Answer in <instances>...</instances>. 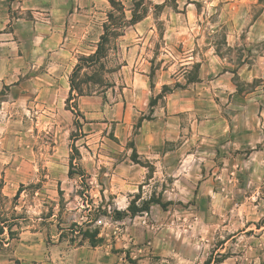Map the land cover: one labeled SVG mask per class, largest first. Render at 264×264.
Segmentation results:
<instances>
[{"label":"rangeland","instance_id":"374dc122","mask_svg":"<svg viewBox=\"0 0 264 264\" xmlns=\"http://www.w3.org/2000/svg\"><path fill=\"white\" fill-rule=\"evenodd\" d=\"M41 2L0 0V264L86 222L114 264H264V0H59L87 12L47 55Z\"/></svg>","mask_w":264,"mask_h":264},{"label":"crops","instance_id":"0c3cea01","mask_svg":"<svg viewBox=\"0 0 264 264\" xmlns=\"http://www.w3.org/2000/svg\"><path fill=\"white\" fill-rule=\"evenodd\" d=\"M41 5L43 7H33L32 4H28L25 9L30 11V27L26 31H30L31 46L30 49H38L41 53L47 55L48 51L63 50L67 47V40L69 39L65 33L70 28L80 29L83 25L79 22V17L86 13V10H65L63 7H59V0H42ZM94 1V0H87ZM162 3V2H160ZM188 3V2H187ZM24 1L19 5H23ZM191 5L190 2L188 3ZM92 8V4L90 5ZM24 9V8H22ZM62 17L61 21L59 20ZM143 21V20H141ZM141 21H137L133 26H136ZM4 32H0L3 35ZM25 34L21 31L20 35ZM20 39V38H19ZM35 45H37L35 47ZM69 87V86H68ZM69 89V88H68ZM24 235V233H21ZM31 235H35V232ZM62 244L54 246L49 249V256L45 257L49 260L45 264H114L115 257L109 253V251L103 247H90L87 243L79 247H72L71 249L64 251L60 254ZM44 256V255H42ZM41 256V257H42ZM55 256L57 258H55Z\"/></svg>","mask_w":264,"mask_h":264},{"label":"trees","instance_id":"16d2710c","mask_svg":"<svg viewBox=\"0 0 264 264\" xmlns=\"http://www.w3.org/2000/svg\"><path fill=\"white\" fill-rule=\"evenodd\" d=\"M109 3L111 4V6L115 5V0H108ZM122 15L123 12H122ZM107 18L109 21H111L112 23V15L108 14ZM123 21L125 22L126 20H124L125 18H122ZM104 29V35H102L100 37V42L99 45L97 47V51L92 55V56H88L86 58H79L78 60V64L75 66L73 73L69 79V88H70V92L67 98V101H71L73 97V93L75 92L77 96H81V91L79 90L77 84L74 81V78L76 77L77 73L80 71L81 69V64L84 62L85 64L89 63V64H96L99 63V59H100V53L103 51V47H102V42H106V32H107V26L103 27ZM70 110V109H69ZM73 113V110H70ZM76 115H78V112L74 113ZM77 122H75L76 124ZM74 150V146L71 147ZM72 161H73V157H70V162H69V167H72ZM69 176L72 174L71 170H69ZM2 186L3 184L0 182V195H1V190H2ZM20 194V190L17 191L16 195L14 196L13 199H18ZM135 211L137 210H133L132 214L134 215ZM142 211V210H141ZM140 211V212H141ZM117 215L120 216L121 213L119 214V212H117ZM51 217L48 216V218ZM17 219V218H16ZM91 224L90 223H84L81 226H78L77 224H73L71 226L70 229V233H72L73 235H80L81 240L83 241H87L89 243V245L91 247H95L97 244L102 242V238H99V230L97 228L91 229L90 228ZM19 228V225L14 223V222H9L8 220H0V235L4 233V228L7 230V234H8V238L11 240L13 238H15V236L18 234L17 232H15V230H13V228ZM60 238H62L61 234L59 236ZM208 263V262H207Z\"/></svg>","mask_w":264,"mask_h":264}]
</instances>
